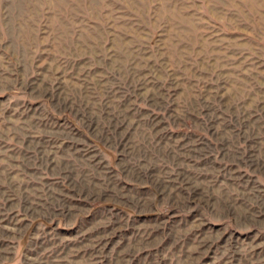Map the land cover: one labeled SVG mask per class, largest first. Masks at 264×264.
I'll return each instance as SVG.
<instances>
[{
	"label": "rangeland",
	"instance_id": "374dc122",
	"mask_svg": "<svg viewBox=\"0 0 264 264\" xmlns=\"http://www.w3.org/2000/svg\"><path fill=\"white\" fill-rule=\"evenodd\" d=\"M0 264H264V0H0Z\"/></svg>",
	"mask_w": 264,
	"mask_h": 264
}]
</instances>
